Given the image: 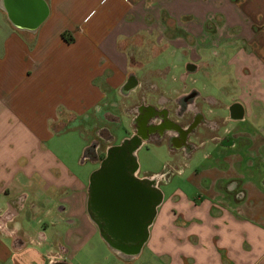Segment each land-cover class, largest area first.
<instances>
[{"label":"crops","instance_id":"0c3cea01","mask_svg":"<svg viewBox=\"0 0 264 264\" xmlns=\"http://www.w3.org/2000/svg\"><path fill=\"white\" fill-rule=\"evenodd\" d=\"M168 58L193 78L175 98L159 86L178 66ZM141 86L171 106L135 98L133 133L150 107L148 124L170 126L145 141L180 151L176 165L199 150L202 160L168 193L156 183L136 255L264 264V0H0V264H74L82 237L78 247L98 236L89 181L70 169L64 143L77 151V130L113 92ZM88 143H78L83 156Z\"/></svg>","mask_w":264,"mask_h":264},{"label":"rangeland","instance_id":"374dc122","mask_svg":"<svg viewBox=\"0 0 264 264\" xmlns=\"http://www.w3.org/2000/svg\"><path fill=\"white\" fill-rule=\"evenodd\" d=\"M174 62L178 64V66L172 68V71L167 75L168 77H166L164 82L159 85L164 93L170 98H175L174 96L177 88L184 84H191L193 79L191 77L192 75H188L185 78L181 77L183 71L181 72V68L179 67V64H181L179 60L177 61L174 58H168L167 60L170 67H172ZM226 75L229 77L231 73L229 72ZM150 88L153 89L151 86ZM139 90V95L135 92L128 96H121L120 93L113 92L112 97L108 98L101 111H99L100 108H98V110L86 120V124L83 123L82 128L77 130V151L73 148L74 144H72V139H67L64 143L66 153H68L67 157L69 158L70 169L84 181H89L91 174L98 169L99 164L93 162L89 157L82 161L84 147L81 149L78 147V143L81 139L85 141L87 139L89 142L88 145L92 140H95L99 145L98 152L101 156H103L107 150V146L116 147L120 145L124 140L129 139L134 132L135 127L132 126L130 119L136 113V102H132L135 98L144 96L146 98L144 102L151 103L156 106H159V102H164L163 106H171L169 100L166 98L160 97L158 101L147 98V96L144 95V86H141ZM188 102H186V104H188ZM176 107L179 108V102L175 103V108ZM182 119L183 121L186 120L184 117ZM91 126L95 127L96 132ZM179 152L171 151L166 142L161 144L147 141L143 142L134 152L138 178L143 179L150 175H156L159 177L158 181L161 182V191H167L168 193L173 189V184L170 183L171 179L178 175H183L184 177L187 175L188 171L194 172L193 167H196L195 165H197V163L201 164L202 151L199 150L195 153V155L183 156V160L187 159L189 164L191 163L190 165H186L185 167L183 165H176L175 161L179 157L178 155L181 154V152ZM192 157L194 159H192ZM186 168L188 170H186ZM33 216L35 218H43L42 215L38 213ZM34 217L30 218L32 222L36 220ZM18 220L23 223L22 214L18 217ZM26 220L28 219L26 218ZM34 226L35 225H31V228L34 229ZM84 241L85 235L81 239V242ZM81 242L77 244V249L73 250V252H77L74 257H72V253L68 254V257H71L74 264H149L145 261L148 255L146 250L141 256H122L112 249L108 243L103 240V238H101L100 232L98 233V236L92 237L88 240L86 245L78 247L81 246Z\"/></svg>","mask_w":264,"mask_h":264},{"label":"water","instance_id":"95a60500","mask_svg":"<svg viewBox=\"0 0 264 264\" xmlns=\"http://www.w3.org/2000/svg\"><path fill=\"white\" fill-rule=\"evenodd\" d=\"M126 141L124 140L120 145L110 148L106 163L102 168L94 171L92 177L94 179V194L100 190L96 185L101 183L106 184L105 188L110 193L114 191L120 193V188L116 183L104 181L114 178H121L125 181L128 196L124 204L121 203L123 199H120V195H114L97 208L103 213L107 226L112 230H118L117 235L119 237L126 238L125 243H122V240L121 242L107 241L108 245L122 256L132 257L139 252L146 237V230L141 232V227L147 229L153 217L154 208H151L149 203H153L155 207L159 193L147 192L141 184L143 179H138L135 176L134 152L137 145L125 150L123 144ZM140 192L145 195L141 203L142 206L137 205L141 199V195L138 194ZM146 193H149L150 200Z\"/></svg>","mask_w":264,"mask_h":264},{"label":"flooded vegetation","instance_id":"af4514ba","mask_svg":"<svg viewBox=\"0 0 264 264\" xmlns=\"http://www.w3.org/2000/svg\"><path fill=\"white\" fill-rule=\"evenodd\" d=\"M157 111L153 110L152 108L148 107L145 109H141L139 112V115L137 117L136 120V124H137V130L135 133H132V135L130 136L129 139H126L127 141L124 142L123 144V148L125 150H128L127 148L129 147H134L135 145H139L140 143L144 142L149 136L150 134H155L158 133L161 129V127H168L170 126V123L166 122H162L161 125H153V124H148L147 122L149 120H151L154 116L157 115ZM186 134H188L187 132H183L181 134L180 137H178L177 140H181V138H185ZM97 142L95 140H93V142L87 147V149L84 152V156L83 158H96L99 160V168H102L104 166V164L107 161V154H109V150L111 148L108 147L106 152L104 153L103 156L99 155L96 152V148H97ZM91 180V181H90ZM93 177L91 176V178L89 179V198H88V209L91 213V216L93 218V220L95 221V224L97 226V228L99 229L101 238H103L104 241H119L122 243L126 242V238L123 237H119L117 235V231L118 230H112L107 226V222L105 217L103 216V213L97 208V206L101 205V203L107 201V199H109L110 196H114V195H120V199H123L121 201L122 204H124L127 200V189L126 187V183L124 180H122L121 178H114V179H107L104 182L108 183L111 182L116 183L119 188H120V193L116 192H111L108 191L107 188H105L106 184L105 183H101L99 185H96L97 188H100V190L98 192H96L94 194V181H93ZM156 183H157V178L155 175H150L149 177L143 178L142 180V185L146 188L147 192L153 194V193H158L159 191L156 188ZM149 193H146L147 197L150 200L149 197ZM139 195H141V199L137 202L138 206H142V200L145 198V195L142 194L141 192L138 193ZM153 202V201H152ZM151 208H154V204L153 203H149ZM149 206V207H150ZM146 229L145 227H141V232H144ZM116 233V234H115Z\"/></svg>","mask_w":264,"mask_h":264},{"label":"trees","instance_id":"16d2710c","mask_svg":"<svg viewBox=\"0 0 264 264\" xmlns=\"http://www.w3.org/2000/svg\"><path fill=\"white\" fill-rule=\"evenodd\" d=\"M63 36H66V33L64 32L63 34H62ZM69 40H71V38L69 37ZM135 167H136V170H137V164L135 163ZM93 174V173H92ZM92 174H91V176H92ZM90 176V177H91Z\"/></svg>","mask_w":264,"mask_h":264},{"label":"built area","instance_id":"2783aa9c","mask_svg":"<svg viewBox=\"0 0 264 264\" xmlns=\"http://www.w3.org/2000/svg\"><path fill=\"white\" fill-rule=\"evenodd\" d=\"M156 176V175H155ZM156 178H157V182H158V179H159V177L158 176H156Z\"/></svg>","mask_w":264,"mask_h":264}]
</instances>
